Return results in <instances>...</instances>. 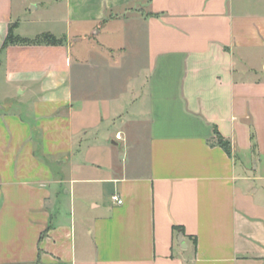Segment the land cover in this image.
<instances>
[{
  "label": "crops",
  "instance_id": "0c3cea01",
  "mask_svg": "<svg viewBox=\"0 0 264 264\" xmlns=\"http://www.w3.org/2000/svg\"><path fill=\"white\" fill-rule=\"evenodd\" d=\"M56 2L0 0V264H264V0Z\"/></svg>",
  "mask_w": 264,
  "mask_h": 264
},
{
  "label": "rangeland",
  "instance_id": "374dc122",
  "mask_svg": "<svg viewBox=\"0 0 264 264\" xmlns=\"http://www.w3.org/2000/svg\"><path fill=\"white\" fill-rule=\"evenodd\" d=\"M64 15L65 8L57 4L56 0H28L27 8L23 9V12L17 18L19 24L15 33L33 37L52 30L55 35L60 36L68 29V23L65 21ZM74 32L73 30L72 33ZM114 33L111 37L112 39L115 38L114 41H117L119 38L118 31L116 30ZM78 44H80L78 47L79 52L83 50L85 53L91 47L88 45L91 43L86 39L79 41Z\"/></svg>",
  "mask_w": 264,
  "mask_h": 264
},
{
  "label": "trees",
  "instance_id": "16d2710c",
  "mask_svg": "<svg viewBox=\"0 0 264 264\" xmlns=\"http://www.w3.org/2000/svg\"><path fill=\"white\" fill-rule=\"evenodd\" d=\"M62 42H63V39L56 37L53 33H50V32L41 33L34 38H25V37L16 35L13 31H11L6 40L7 44H10V43H20V44L47 43V44L56 45V44H61ZM216 140L221 146H223V148L229 154L232 153L230 142L227 139H225L223 136H221L218 131L216 132Z\"/></svg>",
  "mask_w": 264,
  "mask_h": 264
},
{
  "label": "built area",
  "instance_id": "2783aa9c",
  "mask_svg": "<svg viewBox=\"0 0 264 264\" xmlns=\"http://www.w3.org/2000/svg\"><path fill=\"white\" fill-rule=\"evenodd\" d=\"M116 138H117V139H121L120 133H118V134L116 135ZM112 198H113V200L116 201L118 204H121V203L123 202V200H122L118 195H116V194L113 195Z\"/></svg>",
  "mask_w": 264,
  "mask_h": 264
}]
</instances>
